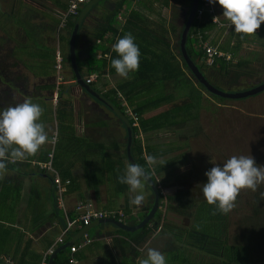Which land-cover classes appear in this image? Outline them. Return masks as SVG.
Masks as SVG:
<instances>
[{"label": "trees", "instance_id": "obj_1", "mask_svg": "<svg viewBox=\"0 0 264 264\" xmlns=\"http://www.w3.org/2000/svg\"><path fill=\"white\" fill-rule=\"evenodd\" d=\"M89 1L90 0H86V2L82 4L83 6L78 9L75 16H68L66 18L63 26L64 30L62 31L64 35L61 37L60 46H58L61 64L64 61L67 63L70 70V78L72 80H74L75 77L69 61L68 40L77 16ZM100 1L102 0L97 1L88 9L77 29L74 45V61L78 75L82 79L85 75L93 74L96 76L95 79H98L107 73L105 68L106 62L101 58H95L94 55L107 53L108 48L106 46L103 47V44L111 43L115 35H118L117 38L123 37V34L127 33V26L132 18H139L142 24L137 28V37L135 36L138 40L136 44L140 49L139 70L130 73L129 78L125 79L122 85L121 83H116L114 89H107L103 94L95 88V83H93L95 80L89 84L83 82L85 87L80 88V90L82 94L89 97V90L103 96L116 110V112L113 113L116 116L125 117V107H128L129 110L136 115V128L131 127V121L129 119L127 120L131 135L130 155L135 163L140 164L148 170V177L153 182V186L155 187L154 195L156 196V201L154 202V195L151 193L150 202L148 201L149 205L146 204L145 208L142 207L141 213H138L136 217L129 216L127 206L124 208V211L121 210L125 215L122 224H125L127 227H135L147 216L150 205L153 203L154 206V203H156L150 218L136 230L124 231L110 224L113 226L114 230L109 232V234L117 236L116 238H112L111 242L114 248H116L120 259H122V261L124 258L128 257H131L132 260L138 259L139 246L145 242L149 234L156 231L157 228L161 229L163 227L162 224L159 225L161 216L157 207H159L160 204H164V208L181 218L182 227L185 230L186 242L188 243V245L186 244L188 248L182 250L177 247H175L173 251L166 250L165 254H168L166 256L167 264H264V199L260 196L263 188L262 185L258 187L256 192H252L251 190L241 191L235 204H239L238 206L240 207L242 206V210L245 213L241 214L235 224L236 232L228 233V214H214L215 207L208 205L205 199L195 201L192 197H187L185 192L162 195L159 193V190L156 189L158 179L159 182H163L171 177L172 174L174 176L178 175L174 174L171 169L172 158L176 156L162 163L154 164L151 167L147 165L144 158L145 155H153L156 158L158 155V148H152L148 146L149 144L145 145V140L149 138L148 136L151 133L164 131L166 128H177V130H179L185 123L195 119L200 97L196 88L209 97L225 100V98L209 93L201 86L192 76L181 57L179 51V38L191 0H188L189 4H187L182 11L171 7V10L180 18L178 26L172 24L166 26L164 21H161V23L157 24L151 22L152 24L148 27L149 21L147 19L141 17L136 10H130L124 24H121L119 28L120 22L116 20L117 11L107 10L103 15L100 13L96 21L97 24L94 25L88 35H86L87 33L84 34L85 42L83 45H85V43L87 45L83 53L86 57L84 60H80L78 56L80 50L77 48L79 33L81 29L83 30L84 23L91 18V14L96 12V7ZM132 1L133 0H117L114 6H128ZM2 2H4L3 7H1ZM164 3L167 4L165 1ZM66 6H61L62 11L66 10ZM200 6L201 0H197V7L199 8ZM46 17L47 14L44 13L41 7L39 8L37 5L35 6V4H29L26 0H6V2L5 0H0V109L14 106L16 103L23 102L25 99L29 98L33 102H36L38 101L37 98L43 97V91L55 90L54 84L36 85L34 83L35 78L48 77L54 72L52 68L54 64V49L46 45L43 35L49 31L54 32L57 23H45L44 19H46ZM263 24H261V26ZM212 27L213 23L210 15L203 13L198 19L194 15L186 36L184 50L188 59L197 67V70L204 80L213 88L220 91L216 86L220 84H240L247 78L248 74L241 71L243 63L232 66L229 62L226 63L218 59L215 61L214 65L206 67L200 62L203 52L199 46L198 36L203 40V34ZM170 34L175 38L172 48H170L171 46L168 40V35ZM109 58L111 61L113 58H118V56L115 52H111ZM81 64L85 68V73L79 71ZM262 83L264 82L261 81L257 83L256 86ZM176 91L181 92H177L176 95ZM182 93H186V95ZM59 96L58 91L55 105H52L50 101L45 112L49 116V122L55 119L57 131L61 132L65 126L62 123L63 120H70L73 113L71 108H68L67 104L63 102ZM180 98L182 102H174ZM123 102L125 105L122 104ZM80 103L82 107L83 129H86L88 133L91 130H96L95 127L101 129L100 124L104 121L98 119L96 115L97 112L94 111L96 109L90 108L88 103L85 104V100H80ZM95 105L99 108V104ZM166 105L168 107L164 109ZM98 111H100V109H98ZM110 113L112 114L111 111ZM96 120H98V122ZM90 122H93L91 124L92 126L86 127ZM94 124L96 125L95 127ZM106 125L107 124H105V126ZM109 130L112 131L111 128L104 127L103 132L101 131L102 133L99 134V141L102 142H98L96 145L99 146V152H97V154L101 153L102 168L90 172L89 177L92 183L88 184V188L91 187L96 194V183H98L100 175L106 173L109 176L108 178L115 184V189L123 195V191L125 193L128 186L119 183L118 177L124 173L128 162L124 152L122 154L123 160H120V157L118 158L117 156L112 160L110 158L112 154L109 153H114V150L117 152L118 143H122L124 146L126 145L127 132L125 130L121 141L120 135H116V133L113 132L109 134ZM138 134L141 136L138 137ZM67 137L68 138L65 139L67 140L65 144H73L72 147L75 149L73 152H68L69 155H77L81 159H84L86 153H92L93 144L91 147L87 145L82 147L79 143H76V139L75 142L70 140L74 137L72 134L67 135ZM50 138L51 136L49 139ZM63 140V138L59 137L54 142L51 169L60 175L62 183L67 181L66 188H70L74 185V178L69 175L66 165L67 162H65L64 159L68 154L67 150L65 151L62 149L65 145ZM103 142L104 144H102ZM105 148H107L105 153L108 152V155L103 151ZM48 152H50V150H46L44 153V160L42 156L39 161L43 160L41 162H44ZM94 154L96 153H93V155ZM116 154L118 155V153ZM31 157L23 162L11 163V166L8 167L12 172H20V174L14 175V177L0 179V200L4 201L8 199V206L2 205L0 212L5 209L6 213L14 210L19 201L23 177L27 176L32 178L31 176H33L34 178L35 172H37L38 175H45L50 185L54 188L53 191L55 193L56 187L53 183V173L44 169L41 170L37 166L32 165V162H30ZM169 161L170 168L167 169L165 165ZM23 169H28L29 172L23 173ZM152 169L153 174L157 175L155 179L151 177L152 175L150 174ZM32 172H34V174ZM162 173L164 174L162 175ZM36 188L38 187L35 184L30 186L26 204V208L28 212H30L33 222L36 221V208L40 199ZM53 204L56 205L55 196L53 197ZM52 215L56 220H59L60 223H63V226H65V219L72 221L76 218L75 213H67L64 217L61 209L56 207L53 208ZM190 219L192 223L190 222L189 224ZM43 220L39 219L37 226L40 225ZM100 225L101 224H98L97 221L91 222L90 225L87 226L90 227L86 231L87 235L93 238L96 233H91L90 230L94 226ZM219 228H221V230ZM77 232L78 230H74L75 234ZM67 233L69 232L63 235V242L59 244L60 246L65 244L71 237L64 240V236H66ZM97 236H99V234H97ZM80 241L81 239L78 238L74 243H80ZM71 245L72 244L69 246ZM184 251H186V254H184ZM189 254L192 255V257H189ZM68 258L69 247H65L54 255L52 264H68ZM37 264H39V261Z\"/></svg>", "mask_w": 264, "mask_h": 264}, {"label": "crops", "instance_id": "obj_2", "mask_svg": "<svg viewBox=\"0 0 264 264\" xmlns=\"http://www.w3.org/2000/svg\"><path fill=\"white\" fill-rule=\"evenodd\" d=\"M116 1L117 0H102L101 7L98 8L95 13H92L91 18H89V20L84 23L83 30L81 29V32L79 33V41L77 43V48L80 50V52L78 53L80 60H84L86 57L85 54L83 53L86 50V45H87L86 43L85 45H83L85 42L84 34L87 33L86 35H88L89 32L94 27V25L97 24L96 21L98 20V15L100 16V13L103 15L104 12H106L107 10L117 11L116 20L117 22H120L119 28L121 24H124L130 10H134V11L136 10L141 17L147 19L149 21V24L147 25L148 27H150L149 25L152 24L151 22L157 24V23H161V21H164V24L166 26L168 24L178 26V22L180 18L176 13H174L171 10V7L182 11L187 6V4H189L188 0H133L132 3L128 6L123 5L121 7L120 6L116 7L114 6ZM164 1L167 2V4H165ZM66 4L67 3L64 2L63 0H54L51 2V7L56 12H60L59 14L61 16L62 13L64 12L62 11L61 6L62 5L66 6ZM82 6L83 5L80 4L79 8H81ZM212 7H213V13L210 16L212 18L213 27L203 34L204 36L203 40L207 41L210 46L218 49L223 55H227L229 58L228 60H223V59L220 60L226 63L229 62L232 66H235L236 64L239 63H243L241 66V71L246 72L248 74L247 78L244 80L245 82L251 83L254 80L264 82V24L258 29V31H256L255 34L251 36H244V38H241V35L235 33L234 26L230 28L227 27L228 21L222 16L223 8L218 3L212 4ZM214 17H218L216 19L217 23L213 22ZM48 18H50L49 21L48 20L46 21V19H44L45 23H52V22L58 23L57 19H54V17L50 16ZM141 25L142 24L139 18H132L129 22V25L127 26V33L130 32L135 37L136 30ZM49 33L52 32L49 31L46 32L45 34H49ZM45 34L43 35V37L45 36ZM63 35L64 32H61V36L59 37L60 42H61V37ZM117 36L118 35L114 36L111 43L103 44V47L106 46L108 48L107 53L96 54V56L94 55L95 58L97 59L101 58L106 62L105 68L107 73L104 76L95 79V81L93 82L95 83L94 84L95 88L99 90L102 94L107 89H114L116 87V83H121L122 85V82L125 81L124 78H121L116 74L115 69L111 67V61L109 60L110 59L109 56L111 52H113L112 46L115 43V41H117ZM136 37H135V42L138 43ZM168 40L171 46L170 48H172L175 42V38L173 37V35L170 34L168 35ZM67 69L69 70L67 63L64 61L61 64V71H62L60 75L61 81L58 84V88H57L60 95L59 97L63 102L67 104L68 108L69 107L71 108L73 113L70 120L67 121V119L66 120L64 119L62 122L63 125L67 127L64 126L61 132L60 131L58 132L56 129L57 124L55 119L49 122V116L46 114L45 109L49 106L48 104L50 103V101L51 104L53 105L51 94H47L51 90L43 91L44 94L43 97L45 98L43 97L37 98L38 101L34 102V103L38 102V104H40L44 108V113L43 116L41 117V120L46 125V130L49 133V137L50 136L52 137V134L54 133L56 137L63 138L64 139L63 142L65 144L67 141L65 139L68 138L67 135L72 134V136H74L72 137L73 139H70L72 140V142H75L76 139V143H79V145L82 147L83 146L85 147L86 145L91 147L92 144L94 145V147H92V153L90 154L86 153L84 159L83 158L81 159L77 155L75 156L69 155L68 152H73V150L75 151L74 147H72L73 144H69V145L63 144L64 147L62 149L65 151L67 150V154H68L67 155L68 158L66 157L64 159L65 162H67L66 165L69 171V175L73 176L74 178V185H72L70 188H66L67 185L64 186L65 192L62 194L63 208H60L61 212L64 215V217L67 215V213H75L74 206L77 201L89 200L96 207V209L99 210L101 209L109 210L110 208L108 206V203H111L112 208L117 206L116 209L115 208L112 209L113 211L121 210L122 208H126L127 206L129 216L136 217L138 213H141V208L142 207L145 208L146 202L144 201L142 202L141 205L136 207L130 201L125 202L128 197L125 194L121 195V198L118 199V202H115L114 198L116 197L113 195L112 192V189L115 187V184L113 183V181H111L108 178V174L104 173L100 175L99 178L100 181L98 180V183H96V187H97L96 194L94 193V190L91 187L88 188V184L92 183L89 177L90 172L102 168L101 167L102 160L100 156L101 153L97 154V152H99L98 150L99 146L96 145L98 144V142L99 143L102 142L99 141V134L103 132L104 127H108L112 129L113 133H116V135H120L121 141H122V137L124 136V132L126 130L127 138H128V136H130V128L128 127L127 124L128 118L126 117V115L125 117H121L113 114L114 112H116V110L114 109L112 104L97 92H92L89 90L90 97L82 94L81 90L78 88L75 82V79L72 80L70 78V75L68 76L66 72ZM79 71L85 73V68L84 66H82V64L79 67ZM69 74H70V70H69ZM34 83L36 85L54 84V76L52 74L48 77L35 78ZM180 99H177L174 102L176 103V101H179ZM80 100H85V104L88 103L90 108L96 109L94 111L98 112V114L96 115L99 120H106L100 124L101 129L96 128L95 127L96 125L94 124V127L98 132L96 130L93 131L91 130L89 133L86 134L81 131V129H83V121H82V107ZM94 102L95 104H99L100 107L103 106V104H105L110 109L108 110L106 106H103L104 109H106V111L104 112V110L98 108L94 104ZM170 104H174V103H170ZM168 106L167 105L164 106V109L167 108ZM74 107L76 108V111ZM98 109H100V111H98ZM110 111L112 112V114L110 113ZM103 112L107 114H104ZM102 115L103 117H101ZM96 121L98 122V120ZM92 123L90 122L88 125H86V127L88 126L91 127ZM105 124L107 125L105 126ZM80 133L82 135H80ZM102 144H104V142ZM127 145L128 142L126 143L125 146L122 145V143H118L117 152H115L116 150H114V153L113 152L109 153L112 154L110 155V158L114 160L115 156H117L118 158L120 157L119 159L121 160L123 158L122 154L124 152L127 162L129 163V159H130L133 163H135L130 155V145H128V154H127ZM53 149L54 146L52 148V151ZM46 150L48 151L51 150L50 143H46L44 146H42L41 149L38 151V153L31 157L30 162L33 163L46 162L47 159L44 162H41L45 158L44 153L46 152ZM106 150L107 149H104L103 151L106 152ZM93 153L96 154L93 155ZM116 153H118V155ZM105 154L108 155V152ZM42 156H43V160L39 161L42 158ZM9 166L11 165L8 164L7 167ZM22 172L28 173L29 170L23 169ZM32 173L34 174V172ZM17 174H20V172H12L8 168V172L4 176V178L14 177V175ZM54 174L60 179V175H58V173L54 172ZM31 177L32 178H29L27 176L23 177L24 179L20 187L19 201L16 204L14 210L10 212L8 211L6 213V209H5L0 212V264H37L44 250L48 246H50L51 243L57 237L60 236V234L62 233L65 227L63 226V223H60L59 220H56V218L52 215L53 208L54 207L59 208V207L56 206L57 204L56 205L53 204V197L55 196L53 191L54 188L50 185L49 180L45 177L44 174L38 175L37 172H35L34 178L33 176ZM79 180H82L83 186L80 185ZM145 183L150 188L152 195H154L155 187L153 186L150 179L148 178ZM33 184H35L38 187L36 188V190L39 193V197H40L36 208L37 211L35 216L36 221L34 222L31 219L30 212H28L26 208L27 198L29 195L28 193L30 190L29 188ZM25 185H26V192L23 196L22 190ZM151 186H153V191ZM101 187H103V196L106 197L104 199V201L106 202L104 203L102 201H99L100 198H98ZM105 190H107L109 194L106 193ZM149 192L150 191H148L145 188V193L147 194L145 199L146 201H150L151 194H149ZM129 194H131V192ZM130 197H132V195H130L128 199ZM97 199L99 200L96 201ZM7 203H8V199H5L4 201L0 200V208H2L1 207L2 205L8 206ZM135 209H137V211ZM39 219L41 220L44 219V220L40 225L37 226V222L39 221ZM80 231L81 230H79V232ZM111 231L112 230L105 229L104 231L101 230L99 236H97L96 232H95L96 235L93 238H90L88 236L92 240V242L89 245H86L80 250H78L73 255L74 259L77 262L76 264H117L114 259H109V261L107 262L103 259V257L98 256L99 250L102 248L105 249L106 245L107 248H110L108 246L110 244L113 247L111 239L116 238L117 236L110 235L109 232ZM68 232L69 233H67V235L64 236V240L70 236L71 237L77 236L75 239L76 240L78 239V234L77 233L75 234L74 230ZM70 238L68 240H70ZM59 246L60 245H57L56 248Z\"/></svg>", "mask_w": 264, "mask_h": 264}, {"label": "rangeland", "instance_id": "obj_3", "mask_svg": "<svg viewBox=\"0 0 264 264\" xmlns=\"http://www.w3.org/2000/svg\"><path fill=\"white\" fill-rule=\"evenodd\" d=\"M52 1L54 0H26L27 3L35 4V6L37 5L39 8L41 7V9L44 10V13L47 14L46 21L50 20V18H48L50 16L57 19L58 23L56 29L52 33L45 34L44 42L46 45L54 49V56L57 51L60 57V51L58 50V46H60L59 37L61 36V32L64 28L59 26V17H61L59 14L60 12H56L52 9ZM63 1L67 3L69 0ZM3 6L4 2L1 4V7ZM100 7L101 1L98 3L95 11H97ZM52 68L54 70L53 76L55 84L57 79L59 77L61 78L60 75L62 71L60 70L58 72L59 75L57 74L55 70V60ZM66 72L69 76L70 74L68 69ZM259 82L260 81L255 80L251 83L242 81L237 85L220 84L216 87H218L223 93H237L250 90ZM196 90H198L200 97L198 101L199 106L196 109L195 119L185 123L182 128H179V130H177V128H166L164 131H156L153 134H150L148 136L149 138H146L145 140V145L149 144L148 146L152 148H158V155L155 164L162 163L165 160L176 156L175 158H172L171 169L174 174L178 175L174 176L172 174L173 178L171 176L163 182H159L158 179L156 189L159 190V193L162 195H171L176 192H185L187 197L190 196L195 201H200V199H205L201 186L203 183H206L207 180L205 172L215 166V164H220L222 166V164L233 155H251L255 159L258 166H264V90L243 98L225 100L209 97L201 90L199 91L198 88H196ZM54 92L55 90H52L47 94H51L52 98ZM177 92L181 91H176V95ZM182 94L186 95V93ZM177 102H182V99ZM103 106H106L108 110L110 109L105 104H103ZM99 108L104 110V112L106 111V109L102 106H99ZM74 109L76 111L75 107ZM101 117H103V115ZM81 131L88 133L86 129H81ZM111 132L112 131L109 130L108 133L110 134ZM80 135L82 134L80 133ZM169 163L170 161L165 165L167 169L170 168ZM150 174L154 179L157 178V175L153 174V169L150 171ZM163 174L164 173H162V175ZM150 181L152 182L151 179ZM79 182L80 185L83 186L82 180H79ZM262 187L261 192H264V184H262ZM146 189L151 191L147 184ZM25 192L26 185L22 190L23 196ZM105 192L108 193L107 190H105ZM112 192L116 197L114 198V201L118 202V199L121 198V194L117 189H115V187L112 189ZM129 193L130 191L128 188L127 191L125 193L123 191L122 194H125L128 197L130 195H135L134 193ZM146 193L145 199L147 196ZM149 194H151V192H149ZM128 197L125 202L130 201L131 197L129 199ZM98 198H100V200L97 199L96 201L99 200L103 203L106 202L104 201L106 197L103 196V187L100 188ZM145 199L144 201L147 205H149L150 201L148 202ZM238 205L239 204H236L235 208L228 213V233L236 232L235 224L241 214L245 213L242 210V206L240 207ZM108 206L110 208L109 210L117 208V206L112 208L111 203H108ZM135 206L137 207V205ZM152 209L153 203L150 205L149 212H151ZM121 210L124 211V208ZM135 210L137 211V209ZM157 210L161 216L159 225L162 224L163 227L161 229L157 228L156 231L149 234L145 239V242L139 246L138 259L142 258L146 254L147 247L159 250L165 255V257L168 255L165 254L166 250L173 251L175 250V247L180 248L181 250L188 248L181 218L164 208V204H160V206L157 207ZM190 222L192 223L191 219L189 224ZM105 229L114 230L113 226L110 224H101L100 226H94L90 232L100 234L101 230L104 231ZM219 229L221 230V228ZM157 231H159V235H155ZM154 236L155 238H153ZM106 246L105 249H100L98 253V256L103 257L105 261L108 262L109 259H114L117 264H137L138 259L135 261L132 260L131 257L124 258L122 261L114 246L112 247L111 244L108 245L110 248H107ZM184 254H186V251H184ZM189 257H192V255L189 254Z\"/></svg>", "mask_w": 264, "mask_h": 264}, {"label": "clouds", "instance_id": "obj_4", "mask_svg": "<svg viewBox=\"0 0 264 264\" xmlns=\"http://www.w3.org/2000/svg\"><path fill=\"white\" fill-rule=\"evenodd\" d=\"M208 2L218 3L223 8L222 16L228 21L227 27L234 26L235 33L241 35V38L255 34L264 23V0ZM217 18L214 17V21ZM112 51L118 58L111 60V67L119 77L128 79L130 73L139 70L140 49L130 32L117 38ZM43 113L44 108L30 98L0 109V179L7 174L8 163L23 162L36 155L46 143L58 139L56 136L49 139L46 125L41 120ZM144 158L149 167L156 163L153 155H145ZM148 176L145 167L138 163H128L124 173L118 177V182L127 185L129 191L135 194L130 199L132 204L139 206L144 201ZM205 176L207 182L201 186L207 204L215 207L214 214L227 215L235 208L242 190L256 192L264 184V166H258L251 155H233L222 166L215 164L205 172ZM260 196L264 199V192ZM155 235H159V231ZM137 264H167V261L159 250L147 247L146 254L138 259Z\"/></svg>", "mask_w": 264, "mask_h": 264}, {"label": "built area", "instance_id": "obj_5", "mask_svg": "<svg viewBox=\"0 0 264 264\" xmlns=\"http://www.w3.org/2000/svg\"><path fill=\"white\" fill-rule=\"evenodd\" d=\"M85 2H86V0H69L67 2L66 10L64 11V13L60 17L59 26L60 27L64 26L66 18L68 16H75L78 9H79V5L84 4ZM203 13H207L209 15H212V13H213L212 4H210L208 2V0H201V6L199 8L198 7L196 8L194 15L198 19V18H200V16ZM213 22L217 23L216 20L214 21V18H213ZM198 40H199V46L203 52V56L201 58V63L204 66L211 67L212 65H214V63L217 59H223V60L229 59L227 55H223L218 49L210 46L208 44V42L205 40H202L200 36H198ZM54 60H55V70L58 74V72L61 70V65H60L61 59H60L57 51L55 52ZM95 78H96V76L92 74V75H85L82 79H83V82L85 84H89V83H92L95 80ZM60 80L61 79L59 77L55 83L56 87L60 83ZM56 87H55V92L52 95L53 105L56 103V94H57L56 93V90H57ZM122 104L125 105L124 102ZM124 115H126V117L131 121L130 126L136 128L137 127V123H136L137 117L134 113H132L129 110L128 107H125ZM52 136H55V134L53 133ZM140 136L141 135L138 134V137H140ZM50 145H51V150L46 155L47 161L44 163H33L32 162V165L37 166L41 170L44 169V170L49 171V172L54 174V171L51 169L52 148H53L54 142L50 143ZM53 179H54L53 183L56 187L55 193H54L55 202L59 208H63L62 194L65 192L64 186L67 185L68 182L64 181L62 183L60 181V179L57 176H55V174H54ZM74 211L76 213V218L72 221L65 219V227H64L62 233L41 254L39 264H47V258L54 252L56 246L58 244L62 243V236L67 231L78 230V232H79V230H81L82 228L90 225L91 222L99 221V220H103V219H110V220L122 223V220L125 218V215L121 210H116V211L99 210V209H96L95 206L89 200L77 201L75 206H74ZM78 232H77V234H79ZM78 238L81 239L80 243L78 245L73 244L72 246L69 247L68 264H76L77 262L74 259L73 255L78 250H80L81 248H83L86 245H89L92 242V240L88 237L86 232L80 233L78 235Z\"/></svg>", "mask_w": 264, "mask_h": 264}, {"label": "water", "instance_id": "obj_6", "mask_svg": "<svg viewBox=\"0 0 264 264\" xmlns=\"http://www.w3.org/2000/svg\"><path fill=\"white\" fill-rule=\"evenodd\" d=\"M97 1H99V0H90L85 5V7L81 10V12L77 16V19H76V21H75V23L73 25V28H72V31L70 33L69 40H68V55H69V61H70V64H71V68H72L74 77H75V82H76V84H77V86H78L79 89L80 88H84L85 85H84L82 79L80 78V76L78 75L77 70H76V67H75V61H74L75 37H76L77 29H78V26H79V24L81 22V19L83 18V16L85 15V13L88 11V9L92 5H94ZM196 8H197V0H191L190 7H189V10H188V13H187V17L185 19L183 28H182L181 33H180V38H179V51H180L181 57L184 60L187 68L191 72L192 76L195 78V80L201 86H203L209 93H211L213 95H216L218 97H221V98H225V99H238V98H243V97H246V96L254 95V94H256V93L264 90V83H262V84L254 87V88H252L250 90H247V91L237 92V93H223V92L218 91L215 88H213L211 85H209L204 80V78L201 76V74L197 70V67L188 59V57H187V55L185 53V50H184V44H185V41H186V36H187L188 30H189V27H190V25H191V23L193 21L194 13H195ZM130 136H128V138H127L128 145H130V141H131ZM128 145H127V154H128ZM129 163H133V162L129 159ZM151 188H152V186H151ZM155 201H156V196H154V202ZM155 204L156 203H154L153 209L155 207ZM151 212H149L147 214V216L143 219V221H141L135 227H127L125 224H122V223H119V222H116V221H113V220H110V219L99 220V221H97V223L98 224H105V223L112 224V225L116 226L117 228H119L121 230H124V231H133V230H136L137 228H139L145 221H147L150 218ZM89 228L90 227H84V228H82L81 231L79 232V234L80 233H83V232H86ZM76 237L77 236H75L73 239H75ZM69 243H66L64 245H61V246L57 247L54 250V252L48 257L47 264H52V259H53L54 255L56 253H58L59 251L63 250L66 246H68Z\"/></svg>", "mask_w": 264, "mask_h": 264}, {"label": "bare ground", "instance_id": "obj_7", "mask_svg": "<svg viewBox=\"0 0 264 264\" xmlns=\"http://www.w3.org/2000/svg\"><path fill=\"white\" fill-rule=\"evenodd\" d=\"M67 232H68V231H67ZM73 238H74V237H71L70 240H68V241L66 242V243H69V242H70V243L68 244V246H66V247H70V246H69L70 244L73 245V243H74L75 240H76V239H73ZM71 240H72V241H71ZM62 242H63V236H62ZM66 243H65V244H66ZM74 244H75V245H78L79 243H74ZM58 245H59V244H58ZM63 245H64V244H63ZM72 245H71V246H72Z\"/></svg>", "mask_w": 264, "mask_h": 264}]
</instances>
